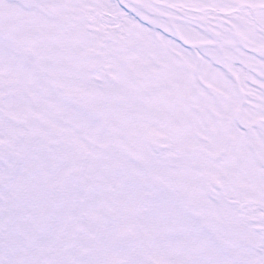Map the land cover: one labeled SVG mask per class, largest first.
Instances as JSON below:
<instances>
[{
  "label": "snow or ice",
  "instance_id": "1",
  "mask_svg": "<svg viewBox=\"0 0 264 264\" xmlns=\"http://www.w3.org/2000/svg\"><path fill=\"white\" fill-rule=\"evenodd\" d=\"M0 264H264V0H0Z\"/></svg>",
  "mask_w": 264,
  "mask_h": 264
}]
</instances>
